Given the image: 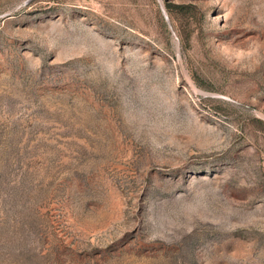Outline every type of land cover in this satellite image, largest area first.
<instances>
[{
	"label": "rangeland",
	"instance_id": "obj_1",
	"mask_svg": "<svg viewBox=\"0 0 264 264\" xmlns=\"http://www.w3.org/2000/svg\"><path fill=\"white\" fill-rule=\"evenodd\" d=\"M0 264H264V0H0Z\"/></svg>",
	"mask_w": 264,
	"mask_h": 264
}]
</instances>
